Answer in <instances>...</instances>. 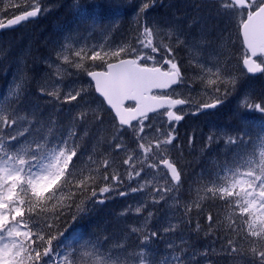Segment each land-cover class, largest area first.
<instances>
[{"label":"snow or ice","instance_id":"1","mask_svg":"<svg viewBox=\"0 0 264 264\" xmlns=\"http://www.w3.org/2000/svg\"><path fill=\"white\" fill-rule=\"evenodd\" d=\"M10 6L20 7L19 4ZM149 6V2L143 3L140 12ZM217 7L239 25L246 50L242 63L247 72L264 73V0H217ZM40 12L38 3L30 4L21 14L8 18L6 23L0 20V29L34 18ZM174 42L177 45L185 43L179 36H175ZM174 51L172 34L150 24H144L138 30L134 41L121 42L114 47L104 44L78 48L68 44L62 46L57 59L89 78V85L94 86L97 94L91 103L99 105L95 110L85 105L86 110L79 112L74 119L86 122L91 111L92 118L103 124L102 114H110L115 130L114 143L110 145L111 151L93 160L98 166V174L85 176L76 164L79 159L76 130L70 129L55 143L41 136L25 147L18 146L22 133L9 134L7 140L0 137V264H85V256L87 264H185L188 259L185 250L172 243L168 244V252L162 259L153 252L150 244L159 237L157 231L144 234L139 251L128 253L124 258L106 249L84 231L57 229L55 234L53 232L55 222L63 215L62 209L69 207L66 201L89 190L95 197L96 189L91 185L97 179L114 182L99 189L101 194L110 192L112 187L123 182L119 171L121 166L129 180H138V187H131L132 192L143 191L145 184L150 183H139L144 180L147 170L161 173L159 180L163 183L158 180L151 187L156 193L154 203L165 200L167 193L178 188L182 172L170 155L176 140L174 122L183 119V115L178 114L182 111L180 106L192 101L167 93L153 94L154 89H170L185 83L175 62ZM68 52L71 58L65 54ZM157 56L169 66L168 70L156 66ZM149 61L153 62L151 66ZM196 63L202 85L210 95L215 94L211 103L199 104L197 111L216 108L236 87L237 78L219 60ZM41 91L61 99L58 90ZM87 94V89L81 87L65 93L63 100L65 103H79ZM13 95L18 96V90ZM245 106L264 114V104ZM161 109L168 122L167 130L163 125H153L149 115ZM17 122L14 114L0 106V130L12 128ZM247 136V133H241L229 137L226 143L234 149L246 148L252 143L250 139L246 141ZM125 137L131 144L124 143ZM259 139L258 160L243 161L238 153L235 160L210 173L204 185L208 199L219 200L229 209L228 234L221 252L229 258H244L245 264H264V132ZM120 153L125 154L123 159L118 158ZM119 194L126 193L121 191ZM76 207L78 211H84L80 205ZM136 211L139 213L141 209ZM190 211L188 207L186 212ZM72 219L75 222L77 217L73 215ZM207 221L211 231L217 218L208 212ZM196 228L199 230V223ZM174 230L170 227L165 232ZM136 231L132 229V232ZM244 243L248 245L247 250L243 248ZM82 250L84 255H80ZM204 255L207 256V252Z\"/></svg>","mask_w":264,"mask_h":264},{"label":"rangeland","instance_id":"2","mask_svg":"<svg viewBox=\"0 0 264 264\" xmlns=\"http://www.w3.org/2000/svg\"><path fill=\"white\" fill-rule=\"evenodd\" d=\"M145 2H149L150 6L141 13L140 8ZM36 3L41 8L40 16L36 21L41 22L45 16H47L48 21V24H44V29L39 33L42 37L38 38V44L43 42V40L48 41L49 44L46 45L49 48V56L42 59V61L36 58H31L30 60V55L25 51V47L22 52L11 53L13 60L10 62L8 69L10 70V75L6 90L7 95H5L8 101L17 97V95H13V92L18 90L19 93L27 83L37 86L40 92H42L41 89H45L46 91L58 90L61 94L60 100L63 102V95L65 93L83 87L87 89L88 94L84 97V100L79 102L77 112L85 111V105H88L92 110L97 109L99 107L98 103H91L97 95L95 94L93 86L89 85V78L83 72H77L78 70L74 67L62 63L61 60L57 59V54L61 51L62 46L66 44L76 48L81 46L90 47L92 45L99 46L100 44L114 47L116 44L122 42L119 41L120 35L116 31L119 28L121 30L125 28L126 24L123 23L127 17L126 21L131 26L130 29H132V32H134V29L138 31L144 24H150L162 29L166 33L172 34L175 62L181 69L185 83L179 85L171 95L174 97L190 98L192 101L191 104L185 105L186 107L182 108V111L178 113L183 115L181 124L183 123L192 129H196V121L194 122L195 124L193 123L195 118L206 115L209 110L219 111V106L225 103L226 100H229L232 101V111L235 114H240L241 118L249 126L250 136L259 128L264 132V128H261L257 124L261 115L260 112L255 109L250 110L245 106L246 104L254 105L258 103H254L253 100L256 98L259 99V96L257 97L256 94H260V92L256 89V86H260L264 91V75L254 80L241 67L242 58L246 50L241 40L239 25L233 17L223 14L218 10L217 0H154V3L151 0H4V3L0 4L28 6ZM90 6L91 10H89ZM63 7L70 10L71 14H69V18L64 17L62 20H58L60 12L57 10ZM88 10L93 12L89 14ZM13 17L14 15L11 16V18ZM214 17L217 20L213 19ZM0 20H2V17ZM89 20L94 21L95 24H92ZM103 23H105L104 26L101 25ZM23 25L18 26L19 28L17 27L15 30H10V32L15 33V31H19L25 37L28 33L35 30L36 27H39L38 22L25 25L24 27ZM66 25L68 26L66 27ZM207 26L209 27L206 30ZM130 29L129 35L132 34ZM208 30L215 31L213 37L209 35ZM175 36H179L185 43L175 44ZM122 37H124V32H122ZM206 37H208L211 44L206 43ZM8 41L7 38H0V49H4V47L9 48ZM65 54H68L71 58L70 52ZM217 60L222 62L228 72L237 78V85L231 90L224 102L216 108L197 111L199 104L211 103L215 98V94L210 95L202 85L199 79L200 68L197 66L196 61H200L201 63L209 61L211 63ZM86 63L91 62L87 61ZM148 63L151 66L153 62L149 61ZM162 65L168 70L169 66L164 65L160 57L157 56L156 66ZM262 95L264 97V93ZM0 102L3 103L1 100ZM260 103L264 104L263 100ZM162 113L150 117L152 118L153 125L156 127L163 125L165 130H167L168 122ZM90 115H92L91 111H89ZM102 115L104 123L109 124V118L106 120L107 114L103 113ZM204 123L206 124L207 121ZM261 123L264 124L262 119ZM177 124L179 125V123H174L175 136L177 135ZM23 126L24 124L17 122L14 134L24 132L25 128ZM107 128L108 126H106ZM212 129L213 127L210 125L208 130L212 131ZM190 134H193V132ZM247 139L248 136L246 137ZM99 143L100 141L96 140V146L93 147L94 152L97 153L96 157L89 153L88 159L83 162L85 169L91 171L92 168L89 166L93 163V160H97L101 155L111 151V148L101 147ZM124 143L131 144V141L125 137ZM27 145L26 143L21 145V147ZM192 146L191 139L188 147L191 148ZM239 151L241 152H237L236 150L235 159L239 153L243 161L248 159L258 160L260 151L259 137H254L251 147H247V153H245L246 150ZM248 151L251 152L248 153ZM189 153L192 154L191 149ZM180 154L181 150L175 140L174 146L171 147L170 155L172 160L177 163L179 169L181 166L179 161ZM124 156V153H120L118 158L123 159ZM89 157H92L93 160L89 159ZM119 171L123 177V182L112 187V190L108 193L101 194L99 189L104 187L106 183L112 185L114 182L98 180V185L95 188L98 195L97 198L108 200L122 199L126 208V211L122 214L128 215L130 211V215L137 222V232H143L144 234H150L152 231L159 232L160 237L151 241L150 244L151 249L159 258H163V255L168 252V244L172 243L185 250L188 257L185 261L186 263L194 264L199 258V251H193L190 246H185L187 243L186 237H178V239L176 237L178 236V230L183 221V215L188 213L186 209L188 207L191 210L194 209L195 204L199 202L197 200L200 196L199 194L206 193L204 187L203 189L198 186L188 189L191 182L189 181V184L188 182L184 183L182 177L181 183L176 190L167 193L165 200L154 203L153 196L156 193L151 191V187L157 183L161 173H153L151 170H147V175L144 176V180L139 181V183H143L144 181H149L150 183L145 184L143 191L132 192L131 187H138V180H129L123 166L120 167ZM159 182L161 184L163 183L162 180H159ZM192 182L202 183L203 180H192ZM121 191L126 194L121 196L119 194ZM137 208L141 209L139 213L136 211ZM170 227L175 230L165 232V229ZM139 237L141 240L143 239V236L139 235ZM159 243H162L163 247L166 248L161 249ZM80 255H84L83 250ZM118 255L121 258L126 256L119 253ZM85 260L87 261L86 256Z\"/></svg>","mask_w":264,"mask_h":264},{"label":"trees","instance_id":"3","mask_svg":"<svg viewBox=\"0 0 264 264\" xmlns=\"http://www.w3.org/2000/svg\"><path fill=\"white\" fill-rule=\"evenodd\" d=\"M5 8L7 11H4ZM27 8L28 6L11 7L10 4H0V19L2 17L4 21L13 15L21 14ZM89 10H91V6ZM89 10V14L93 12ZM57 11L60 12L58 20H62L64 17L69 18V14H71L70 10H67L65 7ZM126 18L123 23L126 24L125 28H122L123 30L119 28L116 31L120 35L119 41H134L138 31L134 29V32H132V29H130L131 26L127 23ZM213 19L217 20L215 17ZM36 22L39 23V27H36L32 31L33 33H28L25 37L19 31H15V33L4 31L0 34V38H7L9 40V48L4 47V49H0V100L3 101V103L0 102V106L7 109L9 113L14 114L18 122L24 124L25 131L19 137L20 147L26 143L29 145L30 141L39 139L41 136L47 137L49 141L55 143L61 136L66 135L70 129L76 130L79 137L75 140V143L79 146L77 149L79 156V159L76 161L77 169L83 170L85 176L97 175V164L91 163L89 167L92 170L90 171L85 169L83 162L88 159L89 153L96 157L97 153L93 150V147L96 146V140L100 141L99 146L101 147L105 146L110 148V145L114 143L113 136L115 135V130L112 126V117L110 114L106 113V120L107 118L110 120L109 124H98L92 118V115L88 116L86 122L77 121L74 117L78 114L79 103L75 101L65 103L60 99L56 100L52 96L40 92L37 86L30 85V83L24 85L18 93V96L10 99L11 101H8L5 96L7 95L6 90L10 75V70L8 69L10 62L13 60L11 56L12 52H22L25 47V51L30 55V60L31 58H36L42 61V59L49 56V48L46 45L49 44L48 41L43 40L44 45L43 42L38 44V38L42 37L39 33L44 29V24H48L47 16L41 20L43 23L30 21L26 24L24 23L23 27ZM90 22L95 24L94 21ZM101 25L104 26L105 23ZM208 27H206V30ZM129 29L132 32L131 35L128 34ZM122 32H124V37H122ZM208 32L213 37L215 31L208 30ZM206 43L211 44L208 37H206ZM253 79L257 80L259 77ZM256 89L260 92V94H256L257 97L259 96V99L255 97L256 99L253 102L260 103L262 100L264 102L262 95L264 93L263 89L260 86H256ZM231 104L232 101L226 100L225 103L219 106V111L209 110L206 115L195 118L193 123L196 121V129H192L183 123L177 124L176 143H178L179 149L181 150L179 156L180 169L183 170L182 177L184 183L188 182L189 184V181L191 182L188 189L197 186L203 189L210 173H214L218 166L235 160L236 150L237 152H241L239 150H246L245 153H247V147L234 149L233 146L226 143V139L236 137L241 133H247V140L250 139L253 143L254 137L256 136L258 138L262 134L263 130L259 128L250 136L249 126L241 118L240 114H235L232 111ZM261 119L264 122V114H261L259 121H257V124L261 128H264ZM206 121L207 123L202 125ZM210 125L213 127L212 131L208 130ZM106 126H108L107 129ZM15 129L16 125L12 128L0 130V137L7 140L9 134L15 135ZM191 132L193 134H190ZM210 137L211 139H209ZM191 139L193 146L189 148L188 143ZM251 144L248 146L251 147ZM190 149L192 150V154L189 153ZM250 152L248 151V153ZM98 180L91 187L96 188ZM192 180H203V182L195 183ZM199 195L197 200L199 201L198 204L200 207L197 208V204H195L193 210L183 215V221L176 238L186 237L187 243L185 246H190L193 251H199V258L194 264H245L244 258H229L221 252V248L226 244L225 236L228 234V207L219 200L208 199L206 193H200ZM97 197L98 195L93 197L91 190H89L78 193L76 197L66 201L69 207L62 209L63 215L55 222L54 234L57 229L64 232L78 229L84 231L93 240H98L106 249L115 254L127 255L128 253L137 252L141 241L139 235L143 236L144 233L132 232V229H137V222L130 215V211L128 215L122 214L126 211L124 201L122 199L108 200ZM100 201L103 202L101 203ZM76 205H80L84 211H78ZM208 212H211L217 218V222L211 231L208 229ZM73 215L77 217L75 222L72 219ZM197 223L200 225L199 230L196 228ZM124 240L126 241L123 243ZM55 243L54 241V245ZM159 247L161 249L166 248L163 247L162 243H159ZM243 248L245 250L248 249L247 243L243 244ZM205 252H207V256L204 255ZM85 264H87L86 260ZM185 264L189 263L185 262Z\"/></svg>","mask_w":264,"mask_h":264},{"label":"water","instance_id":"4","mask_svg":"<svg viewBox=\"0 0 264 264\" xmlns=\"http://www.w3.org/2000/svg\"><path fill=\"white\" fill-rule=\"evenodd\" d=\"M40 14V13H39ZM39 14L36 16V17H34V18H29V19H27V20H25V21H22V22H20V23H18V24H16V25H13V26H10V27H5V28H3V29H0V32H3V31H6V30H15V28H17L18 26H20L21 24H23V23H25V22H29V21H35V20H37L38 19V17H39ZM19 28V27H18ZM241 38H242V36H241ZM243 67H244V65H243ZM244 69L246 70V68L244 67ZM163 70V69H162ZM246 72H247V70H246ZM247 74L249 75V76H252V77H258V76H260V75H262L263 73H260V72H258V73H255V74H251V73H248L247 72ZM94 87V86H93ZM173 87H176L175 85L173 86ZM172 87V88H173ZM172 88H170V89H164V90H153V94H155L156 92H168V91H170ZM95 91V90H94ZM97 95V94H96ZM129 103H131V102H129ZM161 111H164L163 109H161V110H159V112H161ZM158 113V112H157ZM154 114H156V113H150L149 115L150 116H152V115H154Z\"/></svg>","mask_w":264,"mask_h":264},{"label":"bare ground","instance_id":"5","mask_svg":"<svg viewBox=\"0 0 264 264\" xmlns=\"http://www.w3.org/2000/svg\"><path fill=\"white\" fill-rule=\"evenodd\" d=\"M193 39V38H192ZM205 124V123H204ZM204 128V127H203Z\"/></svg>","mask_w":264,"mask_h":264}]
</instances>
